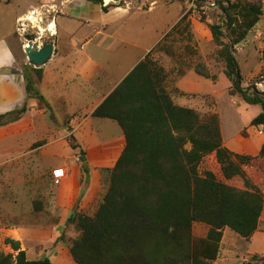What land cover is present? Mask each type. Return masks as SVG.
Here are the masks:
<instances>
[{
    "label": "trees",
    "instance_id": "1",
    "mask_svg": "<svg viewBox=\"0 0 264 264\" xmlns=\"http://www.w3.org/2000/svg\"><path fill=\"white\" fill-rule=\"evenodd\" d=\"M86 1L100 5L105 13L126 2ZM217 2L225 21L208 25L216 46L213 58L223 64L230 96L261 108L251 125L264 128V92L257 86L264 78V50L263 70L250 83L236 57L237 47L264 17V0ZM192 28L183 7L179 22L93 113L94 118L118 123L125 147L114 168L105 170L109 184L94 214L76 208L68 219L76 230L69 244L76 264H215L225 229L247 241L259 230L264 191L255 175H264V145L257 156L232 152L224 143L218 112L203 114L175 100L185 96L211 105L213 97L185 94L175 81L169 82L172 75L180 79L189 72L219 82L189 44L185 51L191 48V62L172 52L169 41L191 37ZM163 51L175 63L172 71L156 57ZM22 71L26 102L1 114L0 127L20 120L30 110L31 99L38 100L40 108H49L40 91L44 70L29 62ZM81 169L90 171L86 163ZM196 223L209 227L206 238H192ZM5 244L13 252L0 250V264H53L48 257L30 260L20 241L8 238ZM247 264H264V256L255 254Z\"/></svg>",
    "mask_w": 264,
    "mask_h": 264
},
{
    "label": "crops",
    "instance_id": "2",
    "mask_svg": "<svg viewBox=\"0 0 264 264\" xmlns=\"http://www.w3.org/2000/svg\"><path fill=\"white\" fill-rule=\"evenodd\" d=\"M125 1L124 6L111 8L105 13L100 5L86 0H43L27 12L30 14L33 9L37 19L36 25L27 22L31 27L27 31L29 35H39L42 40L40 45L51 40L55 46L52 58L41 67L44 70V78L40 91L49 108L42 109L38 100L31 99L30 110L20 120L0 127V165L10 161L12 153L23 152L24 139L38 132L51 133L55 130V134L60 138L37 148V153L63 142L62 139L69 134V130L80 140L78 137L88 136L95 130L109 126L112 120L94 118L93 113L165 38L179 22L183 12L182 7L174 22L161 27L151 25V19L159 8L156 2L151 0L149 4V0L145 3L143 0ZM27 13H23L24 17L18 16L16 21L20 24ZM52 25L54 29H51ZM203 31L202 24L196 25L198 38ZM15 34L17 37L21 36L18 31ZM24 62L29 64L27 56ZM224 78V73L220 74L219 82L226 80ZM219 82L214 83L195 72H189L178 79L175 86L185 94L218 98L216 86ZM227 90L229 93V89ZM26 99V85L19 61L4 53L0 64V115L23 107ZM175 100L180 106L197 108L192 104L193 99L188 97L179 96ZM200 104L205 107L210 105L205 101H200ZM245 108L250 110L246 104ZM256 113L250 121L261 112ZM221 128L224 143L229 150L250 156L260 153L264 145L263 127L251 125L246 128V137L239 130L233 137L234 142L225 140L222 123ZM72 151L73 156L68 160L52 162L46 172L39 174L48 176L54 182L52 172L55 169L64 168L66 171L64 179L55 183L52 192H46L48 195L45 193L42 196V203L35 206L43 216L58 217L55 223L40 227V231L47 230L45 236L33 239L37 244H43L47 254L50 249L60 253L64 251L67 242L59 241L63 236L59 235L60 232L67 231L68 219L76 208L90 210L96 197V186L100 179L95 182L92 173L91 187L82 196V176L84 177L85 173H82L81 168L84 163L88 165L89 161L86 157L82 165L77 163L76 152L73 149ZM42 156L49 157L46 154ZM258 236L260 241L264 242V233L259 231L252 241ZM17 241H20L25 249L22 237L17 238ZM66 260L68 264H76L71 255ZM52 261L55 264V261Z\"/></svg>",
    "mask_w": 264,
    "mask_h": 264
},
{
    "label": "rangeland",
    "instance_id": "3",
    "mask_svg": "<svg viewBox=\"0 0 264 264\" xmlns=\"http://www.w3.org/2000/svg\"><path fill=\"white\" fill-rule=\"evenodd\" d=\"M39 1L43 2V0H15L13 4L7 5L6 0H0V64H2L4 53H7L18 59L20 67L23 70L25 66L24 58L26 59L24 44L27 43L25 37L29 35L27 31L31 28L27 22L33 25L37 24L36 12L33 9V12L30 14L27 12L31 10L32 6L39 3ZM153 1L157 3L159 8H157L158 10H156L151 19V25L162 27L163 25L167 26L171 24L179 16L182 7L189 12V17L193 22L191 37L187 34L183 36V40L177 37L174 38L175 42L174 39L169 41L172 52L183 55V58L187 62H191L189 54L192 48L197 51L199 59L213 73L218 76L223 74V64L218 63L213 58L216 46L208 27V25L214 23L223 24L225 21V15L218 5V0H196L192 8L193 0H186L185 3L180 0ZM142 2L145 3L146 0ZM148 3L151 4V0ZM25 12L27 15L19 24L16 21L17 17H24L23 13ZM194 22L197 24H194ZM199 24H202L204 29L199 36L200 38L196 36L195 32L196 25ZM51 29H54V25L51 26ZM16 31L21 33V36L17 37L15 34ZM36 36L38 37L39 43H41L42 40L39 35ZM47 42L51 43V40H47ZM188 44L191 48L186 52L185 48ZM263 50L264 17L249 33L246 40L237 47L236 57L239 60L242 74L246 78L247 83L256 81L263 70ZM156 57L162 64L170 67L171 71L174 69L175 63L167 56L166 52L163 51L157 54ZM194 60H197V58ZM224 79L226 80H221L216 86L218 98L213 96L211 100L212 104L209 107L202 106L200 104L202 100L199 99H193L192 104L203 114L218 112L221 117L225 140L234 142L233 137L239 130L242 131V135L245 134L247 136L248 130L246 128L251 126L252 121L250 120L252 116H256V112H261V108L259 106H249L250 110L247 111L243 101L230 96L227 90L230 87L228 86L230 82L226 77ZM177 80L178 76L172 75L169 82H176ZM262 80L264 78L258 79L257 86L264 92V83H261ZM108 125V127H104L103 129L95 130V132L90 133L88 136L78 137L81 141L77 140L76 136L70 133L69 130V134L62 139L63 142L37 153L35 152L37 148L43 147L48 142L60 138L59 135L55 134V130L51 131V133L38 132L30 135L28 139H24L22 142L24 145L23 152L12 153L11 160L0 165V250L12 253L11 247L5 244V240L8 238L17 240V238L22 237L25 246L24 250L27 251L30 260H39L48 257L54 260L55 264H68L66 258L70 256L68 250L69 244L76 234L75 226L67 223L68 227L65 234V241H63L67 243L64 251L61 253L50 249L47 254L45 253L46 249L43 244H37L33 240L37 236L41 237L46 235L47 230L42 229L40 231L41 226L53 224L58 219V217L50 215H41L39 213L40 211L35 207V203H42V196L46 192H52L55 186V183L48 176H39V174L46 172L52 162L65 161L72 157V145H77L79 148L75 152L76 156L81 158L79 164L82 165L84 159L88 157L90 173H92L95 182H98L100 179L96 186V198L90 207V214L93 215L108 188L109 175L105 170L114 168L125 147V139L117 122L111 121ZM39 143L42 144L37 146ZM44 154L49 157L44 158L42 156ZM35 162L36 165H34ZM212 164L217 169L216 165L214 163ZM84 180L85 176H82V182ZM255 180L264 191V175L256 174ZM258 231L264 233V212ZM208 232L209 227L201 223H196L192 229V238H206ZM62 234L64 233L60 232L59 235L61 236ZM255 254H264V242L260 241V236L253 241H247L230 229H225L220 255L215 264H247Z\"/></svg>",
    "mask_w": 264,
    "mask_h": 264
},
{
    "label": "water",
    "instance_id": "4",
    "mask_svg": "<svg viewBox=\"0 0 264 264\" xmlns=\"http://www.w3.org/2000/svg\"><path fill=\"white\" fill-rule=\"evenodd\" d=\"M122 0H119L121 2ZM106 5L111 3H119L116 0H106ZM26 42L24 45V52L30 64L36 68L46 65L52 58L55 46L53 43L40 45L36 35H26ZM264 83V80L261 81ZM92 184V176L90 172L85 173V180L82 185V196H84L90 189Z\"/></svg>",
    "mask_w": 264,
    "mask_h": 264
},
{
    "label": "built area",
    "instance_id": "5",
    "mask_svg": "<svg viewBox=\"0 0 264 264\" xmlns=\"http://www.w3.org/2000/svg\"><path fill=\"white\" fill-rule=\"evenodd\" d=\"M195 1L196 0H193V3L191 5V8H192V6H194ZM76 162L77 163H80L81 162V158L79 156H76ZM65 176H66V171H65L64 168H58V169H55L52 172V178H53L54 183H59L60 181H62L64 179Z\"/></svg>",
    "mask_w": 264,
    "mask_h": 264
},
{
    "label": "bare ground",
    "instance_id": "6",
    "mask_svg": "<svg viewBox=\"0 0 264 264\" xmlns=\"http://www.w3.org/2000/svg\"><path fill=\"white\" fill-rule=\"evenodd\" d=\"M26 17V16H25ZM23 31V30H22Z\"/></svg>",
    "mask_w": 264,
    "mask_h": 264
}]
</instances>
